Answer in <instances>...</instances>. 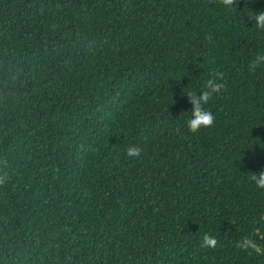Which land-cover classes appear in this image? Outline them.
<instances>
[{
	"label": "trees",
	"instance_id": "16d2710c",
	"mask_svg": "<svg viewBox=\"0 0 264 264\" xmlns=\"http://www.w3.org/2000/svg\"><path fill=\"white\" fill-rule=\"evenodd\" d=\"M261 10L0 0V264H264ZM209 79L193 133L184 93Z\"/></svg>",
	"mask_w": 264,
	"mask_h": 264
},
{
	"label": "clouds",
	"instance_id": "9594fccd",
	"mask_svg": "<svg viewBox=\"0 0 264 264\" xmlns=\"http://www.w3.org/2000/svg\"><path fill=\"white\" fill-rule=\"evenodd\" d=\"M252 2V0H249ZM221 3L226 7H231L237 3V0H221ZM251 19L254 20L256 27L264 29V10H261L254 15L252 14ZM261 62H264V55H257L254 60L250 63L249 68L254 70ZM224 85L217 83L215 79H209L205 82V88L200 92L199 96H196L194 92L184 93L191 98L193 109L191 111V118L187 121L188 129L195 133L201 128L211 127L214 122V115L204 108V105L208 104L213 94L220 92ZM126 154L129 157L137 158L141 154L139 147L130 146L126 150ZM6 179L4 176H0V183ZM249 179L255 183L257 188L264 189V170L256 173H252ZM218 241L215 236L211 234H204L201 240V247L215 248ZM236 246L244 251L250 252H261L260 246L256 240L245 236L241 240L237 241Z\"/></svg>",
	"mask_w": 264,
	"mask_h": 264
}]
</instances>
